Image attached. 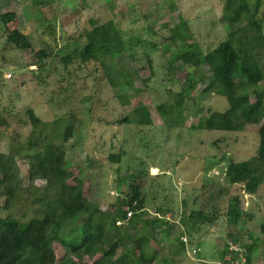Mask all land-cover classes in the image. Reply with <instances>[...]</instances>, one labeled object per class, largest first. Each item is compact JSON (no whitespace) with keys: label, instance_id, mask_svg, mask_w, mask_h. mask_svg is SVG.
<instances>
[{"label":"rangeland","instance_id":"374dc122","mask_svg":"<svg viewBox=\"0 0 264 264\" xmlns=\"http://www.w3.org/2000/svg\"><path fill=\"white\" fill-rule=\"evenodd\" d=\"M255 1L249 0V6L253 7ZM225 3L226 0H0V117L5 120L0 124V153L16 156L25 188L11 210L5 209V198H0V218L12 215L28 221L37 214L34 192L46 181L38 179L33 185L29 181V156L48 142L65 145L68 169L73 174L70 182L78 186L77 195L108 213L114 212L120 197V177V188H128L131 179L124 176L127 168L129 172L144 171L142 194L147 197V207L169 208L176 222L175 232L191 237L190 249H198L197 254L190 251L185 257H173L174 264L222 262V251L232 239L234 225L242 232L238 237L245 249L251 244L248 231L262 236L264 182L257 194L250 195L241 185L230 184L226 170L230 160L240 162L256 155L264 117L260 124L247 125L238 132L191 128V123L197 124L208 110L229 108L226 97L204 91L209 75L203 69L191 70L196 79L206 80L192 93L189 109L178 123L157 109L158 104L182 90L187 75H175L170 70L168 61L174 49H163L179 15L183 14L189 23L193 36L190 42L208 53L229 38L222 21ZM9 11L16 12L17 17L6 24L1 15ZM259 18H264V1ZM109 21L123 35L127 52L145 55L153 65L152 78L145 82L128 62L135 81L133 87L121 90L130 97L124 104L115 96L98 62L82 64L75 60L66 67L62 60L67 53L74 54L84 47L86 32L95 24ZM262 25L264 29V20ZM14 29L31 37L32 49L10 47L7 36ZM46 44L54 51L46 60V68L39 70L35 52ZM257 54L258 62L264 66V48ZM259 88L263 90L264 85ZM249 90L244 93L255 101ZM29 109H34L44 124L35 127ZM70 127L74 134L66 140ZM122 152L125 154L120 163L110 159L111 154ZM235 195L241 197L242 210L256 216L254 220L242 217L235 221L224 215L228 200ZM213 208L221 217L213 224L201 225L198 232H189L180 223L190 222L192 211L210 212ZM139 226L138 221H132L128 227L135 232ZM163 244L167 248L169 240ZM55 246L61 257L62 246ZM254 253L252 264H264L263 242ZM85 262L92 264V259L86 257Z\"/></svg>","mask_w":264,"mask_h":264},{"label":"trees","instance_id":"16d2710c","mask_svg":"<svg viewBox=\"0 0 264 264\" xmlns=\"http://www.w3.org/2000/svg\"><path fill=\"white\" fill-rule=\"evenodd\" d=\"M248 1L226 0L222 21L228 29L229 38L208 53L195 42H190L193 36L189 23L183 14L179 15L172 35L166 38V41H170L163 44V49H174L168 61L170 70L175 75L184 72L187 75L183 79L182 90L171 100L157 106L174 123H178L186 114L192 93L206 80L196 79L192 69L206 71L209 78L204 91H214L226 97L229 108L225 111L208 110L209 113L199 117L197 124L191 123V128L238 132L247 125L262 122L264 89L259 87L264 85V66L258 62L257 50L264 48V18H259L264 0H256L253 7L249 6ZM16 17L14 11L1 15L6 24ZM86 36L87 43L81 50H76L74 54L67 53L62 58L65 66L75 60L82 64L98 62L115 89V96L122 104L128 103L130 97L121 91L123 87L134 86L135 80L128 62L146 82L150 81L154 72L152 61L145 55L127 52L124 37L113 21L95 24L86 32ZM7 40L12 49L26 51L33 48L31 37L19 29L9 31ZM53 51L46 44L44 49L35 52L39 70L46 68V60ZM247 89L255 95V101L251 100L250 94L244 93ZM28 114L35 127L44 124L34 109H29ZM2 119L0 117V124L5 123ZM124 121L128 122L129 119ZM258 133L260 143L256 155L240 162L230 160L226 170L230 184L241 185L242 190L250 195L257 194L264 182V124ZM73 134V128H68L66 140ZM42 148L29 156V181L32 185L38 179L46 181L42 188L34 192L37 214L28 221L12 215L0 218V264H88L86 257L92 259V264H174L173 257L187 256L189 245L182 239L183 232H175L176 222L171 219L169 208L156 207L151 210L147 207V197L142 194L144 171L129 172L130 168H127L124 176L131 179L128 188H120V177L117 184L120 197L114 204V212L108 213L77 195L78 186L70 182L73 174L68 169L70 163L65 145L47 142ZM21 154L22 150H19L18 155ZM124 154H111L110 159L120 163ZM118 171L121 175L122 168ZM24 190L16 156L0 153V198H5V209L11 210L23 197ZM240 204V195L232 196L224 215L235 221L242 217L254 220L256 216L243 211ZM129 212H132L131 217L128 216ZM219 217L221 213L216 208L210 212L192 211L189 213L191 223L185 220L180 223L189 232H198L201 225L213 224ZM132 221L140 224L135 232L128 227ZM260 229L262 236L249 233L251 244L246 246V253L251 264L257 246L260 242L264 243V223ZM230 236L241 242V237L235 232ZM168 240L166 248L163 243ZM56 244L63 248L61 257L57 255ZM227 254L226 246L220 263L231 264L225 259Z\"/></svg>","mask_w":264,"mask_h":264},{"label":"built area","instance_id":"2783aa9c","mask_svg":"<svg viewBox=\"0 0 264 264\" xmlns=\"http://www.w3.org/2000/svg\"><path fill=\"white\" fill-rule=\"evenodd\" d=\"M1 67L2 66L0 65V71L2 70ZM131 215L132 212H129L128 216L131 217ZM183 240L188 244V238L184 237ZM227 250L229 251V254L226 255L225 259L229 263L231 262V264H251V261L249 260V257L246 253V249L239 242L230 240L228 242ZM192 253L196 254L197 251L193 250ZM233 256H235V258Z\"/></svg>","mask_w":264,"mask_h":264},{"label":"crops","instance_id":"0c3cea01","mask_svg":"<svg viewBox=\"0 0 264 264\" xmlns=\"http://www.w3.org/2000/svg\"><path fill=\"white\" fill-rule=\"evenodd\" d=\"M235 227H236V228H235ZM238 228H239V227H237L236 225H234L233 228H232V231L235 232V235L241 236V233H242V232L236 230V229H238ZM249 233H250V232L248 231L246 236L249 238V240H251L250 237H249ZM211 235H212V234H211ZM190 238H191V237H190ZM250 242H251V241H250ZM261 253H262V252H261ZM261 253H260V255H261ZM260 255H259V256H260ZM253 256H255V253L252 255V258H253ZM252 260H253V259H252Z\"/></svg>","mask_w":264,"mask_h":264},{"label":"clouds","instance_id":"9594fccd","mask_svg":"<svg viewBox=\"0 0 264 264\" xmlns=\"http://www.w3.org/2000/svg\"><path fill=\"white\" fill-rule=\"evenodd\" d=\"M183 238H184V236L182 237V239H183ZM186 238H188V240H189L188 244H187V243H186V244H187V245H189V248H190L191 238H190V237H186ZM231 240H233V241L237 242V241H236L235 239H233V238H232ZM183 241H184V240H183ZM229 241H230V240H229ZM229 241H228V242H229ZM184 242H185V241H184ZM239 243H240V242H239ZM226 246H228V243H227V242H226V244H225L224 248H225ZM193 250H196V251H197V253H198V249H196V248H193V249H190V251H191V254H193V253H192V251H193ZM190 251H189V252H190ZM197 253H196V254H197ZM188 254H189V253H188Z\"/></svg>","mask_w":264,"mask_h":264}]
</instances>
